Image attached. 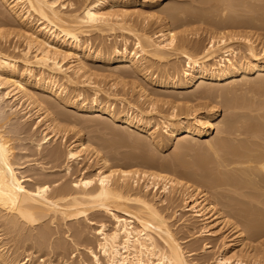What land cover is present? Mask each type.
Segmentation results:
<instances>
[{
  "label": "bare ground",
  "instance_id": "6f19581e",
  "mask_svg": "<svg viewBox=\"0 0 264 264\" xmlns=\"http://www.w3.org/2000/svg\"><path fill=\"white\" fill-rule=\"evenodd\" d=\"M75 1L77 2V0ZM82 1L83 3L81 4L84 5L82 11L79 12L80 14H76L73 12H76L81 7L76 8V11H72L73 5H77L72 0H0L1 6L6 8L14 20L18 21L20 30L15 32V34L20 37L23 36L26 41L22 49H19L21 46H14L18 43L12 47L10 45L14 42H10L11 44L8 42L10 45L5 43L6 48L10 46V49L13 48V51L17 52L16 50H18L19 54L9 52V48L8 51L7 49H2L4 48V43L2 48L0 47V101L6 98L13 100L18 97L16 94L20 93L22 98H26L25 100L28 102L24 108L26 111L21 110L24 112L22 116L5 110L6 105L4 106L3 103H0V264H26L29 257L24 258L20 263L18 259L21 255L17 250L23 247L27 251L26 249L34 245L44 248L45 244H48L52 237L53 233H51V229L54 226L57 230H61V227L67 226L65 233L70 232L67 235L70 238L69 242L74 244L80 241L82 243V224L80 221H82V218L88 219L89 216H94L97 212L110 216L113 219V228L111 232H108L105 222H101L98 226L97 234L100 235L98 247L99 252L102 254V262L97 255L90 252L93 255L95 264H190L189 260L186 259V252L176 237L179 231L174 232V229H172L166 218L168 215L164 216L163 214L164 211L162 209L164 207L159 209L156 206L157 201L149 200L146 194H143L144 192L141 194V191H145L150 186L157 190L158 182L156 183V181H160L161 179L168 180V182L162 180L165 188L163 187L161 189L167 193V189L170 188L166 187L168 183L169 185L173 184L174 190L177 187L175 193L181 197L186 211L191 212L189 213L194 220L192 221L191 219L190 223L187 224L186 228L188 230L187 232L185 231L188 233L187 236H189V233L190 236L196 235L195 238L198 235L205 237L214 236L215 234L212 229L219 225H222L218 230L219 232L224 228H232L231 230L233 232L230 231L233 233V236L231 235L232 238L230 240L228 239L224 244L222 243L224 250L228 251H231L235 247L236 241H243L242 237H245V227L254 230V232L257 231V233L255 232L256 235L260 236L263 234L264 236L263 229V231H258L261 230V227H264V123H260L257 120L258 118L256 119L254 117V115L257 116L256 114L252 115L255 110L251 105H248L249 103L256 104L250 98L248 99L252 102L244 103L246 106H244L243 101L242 103L239 102L241 105L234 104L235 100L233 104L229 102L231 104L230 110L245 109L249 112L236 113L230 111L233 112L230 113L232 115L230 116V120L232 121L229 120L227 125H224L225 123L223 124L225 129L221 125L223 131H218L222 136L225 134V137L222 138L218 134L220 137L218 140L216 139V141L214 140L207 144L208 149L212 152L211 157L214 158L213 161L212 158L210 161L217 166V170L215 166H212L215 173H210L213 178L211 179L212 183L210 182L209 184H212L211 187L214 188L221 187V185H227L228 188H231L227 189L231 194L219 191L216 195H213L216 200L210 202L208 200L209 196H207L208 193L205 190L203 191L199 186H195L197 182H192V184L190 182L182 183V181L174 177H169V174L167 177L159 173L160 171H155V173L149 172L146 169L131 170V168H128V164L125 165V168L127 166L128 169L123 168L124 166L121 167L123 169H118V167L115 168L113 167L114 165L112 166L108 157L102 154L99 155V153V156L97 155L99 157V167L94 174V178L82 177L81 169L78 168L80 170L79 175L75 179H71L73 174L77 173L78 170L72 172L73 166L70 162L76 161L79 163L80 152L86 148L85 142L82 141V135H79L75 144L72 142L73 145H68V149L63 150V152L61 151L62 148L60 150L59 145H54L47 149L42 148V144L47 143L53 137L58 139V133H54V130H52L58 118L56 119L50 112V109L56 108V105L49 100H41L37 97L38 93H46L61 101L64 105L86 112L93 117L104 116V119L109 118L113 121L120 122L128 129H136L147 133L149 138L157 141L156 145L160 147L163 139L159 138V129H151L148 124L149 121L148 123L142 122L143 120L141 121L140 118L135 117L136 115L132 116L129 112L122 114V112L120 113L115 110L116 108L113 104H110L108 107L103 106L100 97L97 95L100 89L99 91L96 89L97 91L95 90L93 98L87 100L82 99V92H79L75 96L76 98H73L74 96H68L66 93V85H76L77 83L84 85L85 82L87 84L89 83V80L85 81L88 78L84 80L85 82L82 81L83 79L78 81L82 77L85 78V74H87L86 60L88 59L100 64L116 63L118 64L116 68H126L128 75L129 73L131 75L134 71L139 76H142L145 82L151 83L159 89H163L164 92L172 91L171 94L174 95L178 93V96L182 95L181 90L198 86L203 81L222 83L230 81L240 75L247 77L250 73H261L264 71V42L261 43L262 47H258L260 51H257L255 40H252V37L250 38L252 35L234 34L231 31L229 33L222 32L224 28L239 29V27L242 28L243 26L248 27L250 24L252 26L255 20L251 23L248 19L246 23L243 20L244 18L242 19L243 21L240 20L243 16L240 18L238 16L239 14L236 15L239 17L236 20V18L233 19V15L229 14L231 20L229 18L227 22H222V20L226 19L222 15L224 14L225 16L226 13L230 12H225L228 11L227 4L229 3H226L228 0H200L216 8L222 7L223 13L220 15L223 19H220L221 23H219L218 19V21L215 20L216 17L214 15V20L211 19L212 25L208 22L212 28L210 29L207 26L206 34L209 36L205 34V36L210 38L209 42L211 44L205 48L204 45V47L198 45L202 42H195L197 45H193V47L195 46L194 48L197 49L195 50L196 53L192 54L193 51L190 53V48L188 49V47H191L190 44L194 39H190V41V36L187 32L185 34V30L177 33L173 31L174 29L170 28L173 25L170 24V20L174 17L169 20L165 14L159 18L161 19V23L159 24L160 29L154 34L155 37H151L145 32L149 24L146 22L148 15L142 12L143 9L134 13L121 11V7L124 6L145 7L148 4H156L158 2L157 0ZM236 4L233 5L235 6ZM239 4L241 7L240 2ZM232 8L236 7L232 6ZM67 9L72 10L68 13ZM179 10L176 12L179 13ZM212 10L217 12L215 9ZM207 12L205 11L206 14ZM143 13H145L146 17ZM205 13L203 12L202 14L205 15ZM132 15L136 16V18H132ZM197 15L200 16L201 14ZM174 16L176 17V14ZM182 20L180 18V21ZM5 21L6 23L9 22L7 20ZM11 23H14V21ZM3 24L5 25V22ZM139 27L142 31L145 30L144 33L139 31ZM115 29L131 33L135 38L134 50L131 49L132 51H128V38H125V41H123L124 45L121 48L120 46L111 47L112 44L110 45L111 48L107 47V49H102V47L101 49L93 48L94 42L92 43L88 35L91 30L109 32ZM13 31H5L2 33L1 29L0 39L4 38L5 34L9 37ZM198 33L196 32V34ZM196 34L194 33V35ZM236 37H239L237 41L238 46L229 42L230 39ZM6 39L8 41V38ZM242 43L244 44L243 50L240 47ZM199 47H203L201 49L203 52H198L200 54H197ZM139 56L142 58L140 59ZM147 57H150L147 60L149 62L154 59L160 62L168 57H173L174 59L183 58L184 60L181 67H178L179 64H172L170 66L166 64L162 69L160 68L161 71L156 72V70L153 71V62L152 64H149V62L148 65L146 64L145 59ZM67 59L73 60L65 62ZM126 69H123L125 72H122L123 70L119 71L126 74ZM130 69L133 71L131 72ZM263 78L261 81H264ZM11 86L14 87L13 90H17V93L9 90ZM199 87H204V91L198 93L197 97L211 96L213 88L210 90L208 87L209 90H205L207 87L205 84H200ZM173 91L176 92L173 93ZM139 92L142 97L144 96V99L147 97L149 99L151 93L149 94L146 89L141 87ZM164 92L162 93L164 94ZM195 99L197 98L195 97ZM259 101L261 102V100ZM155 103H152V105ZM163 103L165 104L166 102L164 101ZM256 103L257 106L260 104L258 101ZM263 103L258 106L260 107L258 109L261 111L264 109ZM254 105L253 107H255ZM211 107L208 110L210 113L204 116H200L198 113L197 115L194 114L195 116H191L192 114L188 113L185 116L180 113L169 115L161 123L165 137L170 140L182 133H188L194 137L207 135L210 129L213 128L215 117L219 111L217 106ZM35 109H37V112L42 111L38 115L39 119L35 125L40 124L45 119L42 123L45 126L42 129V133L44 134L41 142H34L32 149L29 150L21 148L23 150L20 153L15 152L13 155L9 150L19 148L16 141L30 136L28 133L29 129L23 124L21 119L31 117V112ZM50 114L51 118H49ZM262 115L263 113L260 116L264 117ZM41 116L43 117L41 118ZM225 122L227 123V121ZM23 134H26V136L22 137ZM243 136L246 138H240ZM20 156L25 157L24 159L27 160L22 162L16 161ZM63 158L64 162L62 160ZM146 161V163L145 161L143 162L148 165L150 160L149 162L148 160ZM171 162H162L160 165L163 166L162 164H164L162 167L163 170L166 168L165 166H167L168 170H174L177 164ZM152 164L150 165L152 166L151 168L154 166ZM156 164L158 168V163ZM33 165L36 167L33 169V172L25 175L26 168ZM150 166L148 167L150 168ZM103 168L106 169V172L102 171ZM62 171H64V175L58 176L60 175L59 172ZM165 171L167 170L165 169ZM64 176H69L65 177L67 181L60 182ZM207 176L209 177V174ZM139 181H143L142 184L140 183V186ZM209 184H207L208 187H210ZM138 186L141 188V191L132 197L130 195L132 188H138ZM190 188L193 192L191 190V193H188L186 190ZM217 188L214 193L219 190ZM210 190L213 191L212 189ZM170 198L167 200L168 203H175V200L173 201V198ZM222 198H229L235 202L225 206L224 202H220ZM161 202H165V200ZM219 202L227 210H222V208L217 207ZM169 206H172V204ZM116 212L123 213L126 217H120ZM175 213L177 214V212ZM229 214H232L235 218L232 219ZM197 223H201L199 229L196 227ZM194 229H197V231L193 233L192 231ZM53 232L55 233L54 230ZM226 235L225 238H227ZM8 238H10V241ZM56 244V249L62 251L63 249L68 250L64 245L65 243ZM208 248H210V245L205 244L204 249ZM60 254H64L65 257L68 253L64 251ZM193 254L194 251L190 249L188 256ZM237 254L234 255L237 256ZM260 259H258L259 261L256 264H260V261H262ZM248 260H237L235 264H247L251 262ZM250 260L253 262V259ZM78 264L89 263L80 257ZM215 264L233 263L230 262V259L220 254Z\"/></svg>",
  "mask_w": 264,
  "mask_h": 264
},
{
  "label": "rangeland",
  "instance_id": "374dc122",
  "mask_svg": "<svg viewBox=\"0 0 264 264\" xmlns=\"http://www.w3.org/2000/svg\"><path fill=\"white\" fill-rule=\"evenodd\" d=\"M74 1L72 0V2H74ZM150 1H154V0H150ZM157 1L158 2L156 4H153V5L148 4L145 7L124 6V7H121L122 8L121 11L128 12V13L129 12L134 13L136 11L138 12V11H141L143 9L142 12H145L148 15L147 16L148 19L146 20V22L149 24L148 26L150 27L149 28L147 26L148 28L146 27V29H145L146 31L145 30L144 31L147 32L146 34L147 35L149 34V36H151V37H153L154 34H156V32L160 29L159 24L161 23V21H160L161 19H159V18H161L165 14H166L165 16H168L169 20L172 17H174L173 19L170 20L171 21L170 24L171 25L173 24L172 27L170 26V28L174 29L173 31H175L177 33L183 32L185 30V34L188 33L189 36L191 37L190 38L188 36L189 40L194 39V41L192 40L193 42H191V44H190L191 47L190 46L188 47V49L190 48L189 49L190 53H192L191 51H193L192 54L196 53L195 50L197 48L196 49L194 48L197 45L196 43L202 42L201 44H198V45L199 46L204 45L205 48H207L211 44L209 42V40H210V38L208 37L209 35L206 34L208 27L210 29L212 28L211 19L214 20V18L216 17L215 20L218 19L219 21L218 20L217 21L219 23H221L220 19H223V18H226V19L222 20V22L228 21L227 19L230 18L229 14L233 15L232 16L233 19L236 18V20H237L238 16L240 18L243 16L240 19L241 21L245 20V22L247 23V20L249 19L250 20L249 22L253 23L252 21L255 20L254 21L255 26H254V23L252 24V26H250L251 24L249 23L250 25H248V27L243 26L242 28L239 27V29L238 28H235V29L224 28L222 30V32L229 33L231 31L234 34H236V33L237 34H243V35L250 34V35H252V36H250V38L252 37L251 39L255 40V43L257 44L256 45L257 49H258L257 51H260L259 48L262 47L261 43L264 42V8H263V6H264L263 2L264 1L263 0H228V2L226 1V3H229V4H227L228 5L227 10L228 11H225V12L230 11L231 13L230 12L226 13L225 16L223 14L222 15L223 18L220 15L223 13L222 9H221L222 7L216 8L215 6H212L210 4L208 5V3L203 2L204 0L203 1H200V0H157ZM232 1L235 3H233ZM239 2L241 3V7L239 6L240 5ZM75 3H77V5ZM79 3L81 4V3H83V1L81 2V0H80V2H78V0H77V2L76 1L74 2L75 5H73V8H72L73 10L71 9L72 11H76L77 10L76 8H78V7H81V8H79V10H77L76 12H73V13L80 14L79 12L82 11V8L84 5L81 4V6H80ZM233 4H236V5L234 6ZM227 5H225V6H227ZM229 6H231V7H229ZM232 6L236 7V8H232ZM229 8H231V9H229ZM109 9H111V8H109ZM179 9L181 10V12H183L182 16H181V12ZM200 9H201V11H200ZM212 9L217 10V12L212 10ZM67 10H68V13H70L69 11H71V10H69V9H67ZM178 10H179V13L176 12ZM243 10H245V11H243ZM205 11L206 12L208 11L207 14L205 13ZM209 11L212 13H210ZM1 12H3V13H1ZM203 12L205 13V15L202 14ZM145 13H143V15L146 17ZM192 13H195V14H192ZM209 13H210V15H209ZM175 14H176V17L174 16ZM197 14H201V15L199 16ZM243 14H245V15H243ZM178 15H180L181 17ZM214 15H215V17H214ZM236 15H238V16H236ZM202 16H204V17H202ZM246 17H248V18L246 19ZM132 18H136V16L132 15ZM180 18H181V20L182 19L183 20L180 21ZM197 18H198V20H197ZM204 18H205V20H203ZM5 20H7V22L8 21L9 22L6 23ZM10 20H11V22L14 21L15 24L11 23ZM195 20H196V22H194ZM230 20H231V18H230ZM217 21H215V22H217ZM238 21H239V19H238ZM2 22L3 23L5 22V25ZM208 22L211 25H209ZM258 23H261L262 25L258 24ZM8 24H9V26H8ZM17 24H18V21L14 20L13 16L11 14L9 15L6 8L2 7L0 4V33H1V29H2V33L5 31L11 32V30L12 31L14 30L13 31L14 33L12 32V35L10 34L9 37H8V35L5 34L4 35L5 39L4 38L0 39V42H1L0 47L2 48L3 43H4V48H2V49H7V51H8V48H9V52H14L15 54H17V53L19 54L18 50H16L17 52H15L12 50L13 48L12 49H10V48L14 44L18 43L17 45H14V46H18V47L21 46V48L19 47V49H22L23 46H25L24 43L26 42L25 38L23 36L20 37V36L15 34V32H18L20 30L19 24L18 25ZM1 25L5 26V27L2 28ZM12 26L14 29L12 28ZM203 26H205V27H203ZM17 27H18V29H17ZM139 31L141 33L142 32L144 33V31H142L141 28L139 29ZM196 32H199V33L196 34ZM194 33L196 35H194ZM205 34L208 36H205ZM88 35H89V38H91L90 40L92 41V43L94 42L93 48H95V49L96 48L101 49V47H102V49L103 48L107 49V47H110L111 44H112L111 47L120 46V48H121L122 45H124L123 41H125V38H128V42H127L128 51H132L135 49V46H134L135 45L134 44L135 38L131 35V33H127L126 31H123V30L115 29V30L109 31V32H107V31L106 32L105 31L99 32L97 30L96 31L91 30V32L88 33ZM6 38H8V41ZM95 38H96V40H95ZM238 38L239 37H236L234 39H230L229 42L231 44L234 43L237 45L238 44V42H237ZM3 40H4V42H2ZM8 42L9 43L14 42V43L13 44L10 43L11 44L10 45V44H8ZM101 42H103V43H101ZM5 43L7 45H10L11 47L7 46V48H6ZM118 44H120V45H118ZM193 45H195V46L193 47ZM240 47L243 50L244 44L242 43V45H240ZM202 48L199 47V49L197 50V54H200L201 52H203V51H201ZM198 52H200V53H198ZM139 58L141 59L142 57L139 56ZM149 58L150 57H147V59H145V61L147 62L146 63L147 65L149 62L147 60ZM70 60H73V59H67V60H65V62H69ZM183 60H184L183 58L174 59L173 57H168L167 59L161 60L160 62L155 60V59L151 60V62H149V64L150 63L152 64V62H153L155 65L153 64L154 70H153V68H152V70L153 71L156 70V72H159V71H161L162 67L166 64H168L169 66L172 64H177V65L179 64L180 66L178 65V67H181V65L183 64L182 63ZM86 64H87V70H88L87 74H85V78L82 77L81 79H78V81H81L82 79H83L82 81H84L85 79L88 78L85 81L89 80V83L87 84V82L84 81L85 82L84 85L82 83L81 84L77 83L76 85H66L67 95L70 97L74 96L73 98H76L75 96H77L79 94V92H82V94H83L81 96L82 99L90 100L89 98H93V95L95 94L94 93L95 90L98 89V91H99V89H100V92H98L97 95L100 97V101L102 102L103 106L108 107V106H110V104H113V106H115V108H116L115 110L120 112V113L122 112V114H124L125 112L126 113L129 112V114H132V116L136 115L135 117L140 118L141 121L143 120L142 122L148 123V121H149L148 124H149L151 129H153V128L157 129V130L159 129V138L163 139V143H161L160 144L161 146L159 147L158 145H156L157 141H154L153 139L149 138L147 133L141 132V131L136 130V129H128L127 127H125V125L121 124L120 122L113 121L112 119H109V118L104 119L105 118L104 116L93 117L92 115H90L86 112H83V111L77 110L73 107L64 105L61 101L49 96L46 93H38L37 97H39L41 100L46 99V100L53 102L56 105V108H51L50 112L53 114V116L56 117V119L58 118L55 121V124L53 125V128H52V130H54L53 131L54 133H56V132L58 133L57 134L58 139L53 137L47 143H43L42 148L47 149V148H50L54 145H59L60 150L62 148L61 151L63 152V150L65 151L66 149H68V145H71L72 142H74L73 144H75L79 135H82V141L85 142L86 148H85V150H82L80 152L81 156L79 159V163L76 161L70 162V163H72V166H73L72 172L73 171L76 172L78 170L77 173L73 174L74 178L72 176L71 179H75L79 175V171H80L79 169H81L82 177H89V178L93 177L94 178L95 177L94 174L96 173V170L99 167V162H98L99 157L98 156L102 154L103 156H106L109 158V160L112 163V166L114 165L113 167H115V168L118 167V169L119 168L123 169V168H125V165L128 164L129 166L131 165L130 167L128 166V168H131V170H133V169L145 170L146 169L149 172H155V171L159 172L160 171L159 173H162V174L166 175L167 177L170 175L169 177H174V178L182 181V183L183 182H190V184H192V182H194V183L197 182V184L195 186H199L203 191L205 190V192L208 193L207 196H209L208 200L210 202L216 200L213 197V195L214 194L216 195L219 191L231 194L229 192V190H227V189H231V188L230 187L228 188L227 185H224L225 187L223 185H221V187H218V188L216 187L219 190L214 193L216 188L211 187L212 184H209L212 181L211 179L213 178L212 174L215 173V170L213 171L212 166H215L216 170H217V166L214 165V163L210 161L211 158H212V161L214 160V158L211 157L212 152L208 149L207 144H208V142H211L214 140L216 141V139L218 140L220 138L219 136H222L218 133V131H221V130L223 131V128L225 129V126H223V124L224 123H225L224 125L228 124L229 120L231 119L230 116H232L230 113H233V112H236V113H238V112H243V113L249 112L248 110L246 111L245 109H238V110L235 109L234 111H233V109L230 110L231 109L230 105L233 104L234 100H235L234 104H237V105H241V104H239V102L242 103V101H243V104L244 103L247 104V103L253 101V103H255L256 105L250 104V103L248 105V106L251 105V107L254 108V110H255L254 111L255 113L253 112L252 115L256 114L257 116L254 115V117H256V119L258 118L257 120L260 123H262V122L264 123V117L260 116V114H262V113H263L262 116H264V112H263L264 109L262 111L258 109V108H260L258 106L262 102H264V100H263V98H264V85H263L264 81L263 80L261 81V79L264 76V71L261 73H257V72L250 73L247 77L240 75V76L234 77L230 81L222 82V83H215V82L202 80L203 82L199 83L198 86H195L193 88L186 89V90H181L180 92H182V95L181 96L179 95L180 98L177 99L179 97L177 95L178 93H176V95H174V94H171L172 91H165L164 92L163 89H159V88L153 86V84L145 82L143 80V77L139 76L132 69H130V70H131V72L133 71L134 73L132 72L131 75H130V73L128 75L127 69L126 68H118L117 69L116 67L118 66V64H116V63L100 64V63H96V62H93L90 59H88V60H86ZM156 66L158 67L159 70L157 69ZM123 69L124 70L126 69V72H127L126 74L121 73L119 71V70L122 71ZM124 70L122 72H125ZM37 73H38V71H37ZM127 75H128V77H127ZM260 83H262V84H260ZM200 84H205L207 86L205 90H209V88H210V90H212L211 88H213V90L215 89L214 91L213 90L211 91L212 93L210 92L211 93L210 97L209 96L208 97L207 96L206 97H204V96L203 97H201V96L197 97L198 93L204 91L203 90L204 87L203 88L199 87ZM256 84H257V86H255ZM252 85H253V87H252ZM141 87L146 89L149 94L151 93L149 96V99H148V97L144 99L143 98L144 96L143 97L141 96V94L139 92ZM13 88L14 87L11 86V87H9V90L11 91V90H13ZM13 91L17 93L16 89H14ZM215 91L217 92V94H216L217 96L215 95V93H216ZM162 92H164V94ZM175 92L176 91H173V93H175ZM213 92H215V93L213 94ZM168 93H170V94H168ZM194 94H196V95H194ZM213 95L215 96V98H213L214 97ZM16 96H18V97L14 98L13 100L6 98L3 101H0V103H3L4 106L6 105L5 110H7L11 113H14V114H18V116L19 115L22 116V114H24V112H22V111H26L24 108L26 107L28 102H26V100H25L26 98H24V97L22 98V95L20 93L16 94ZM174 96L176 97L175 99H174ZM86 97H88V98H86ZM150 97H152V98H150ZM195 97L197 99H195ZM252 97H254V98H252ZM78 98H79V96H78ZM248 98H250L252 101L249 100ZM150 99H152V100H150ZM153 99L155 100L156 103L154 102ZM156 99H157V101H156ZM258 99L261 100V102ZM164 101L166 102L165 104L163 103ZM255 101L256 102L258 101V103H260V104H258V106H257V103ZM150 102L155 103V104L152 105V103H150ZM229 102L231 104H229ZM253 105L255 107H253ZM262 105H264V103ZM262 105H261V107H262ZM211 106H217L219 108V111L217 112V115L215 117L216 118L214 121L215 123H213L214 126H213V128L210 129V132L207 135H205L203 137H194L188 133H182L180 135H177L176 137H173L170 140H168L165 137V133L163 132L161 123L166 117H168L171 114H175V113H177V114L180 113L181 115H184V116L188 115V114H192L191 116H195L198 113L200 116L201 115L204 116L205 114L210 113L208 110H210L209 108ZM244 106H246V105L244 104ZM36 110L37 109H35L31 112V114H32L31 117H28V118L24 117L21 119V121H23V124L29 129L28 133L30 134V136L28 138L23 139V140H17L16 141L17 146L19 148H16L15 150H9V152L13 153V155L15 154V152L20 153L21 150H23V149L24 150L32 149V145L34 142H41V138L44 134V133H42V129L45 126V125H42V123L44 122L45 119L40 124L35 125V123L39 119L38 115L42 112V111L37 112ZM230 111H233V112H230ZM250 113H252V112H250ZM43 116H41V118ZM12 118H14V117L12 116ZM49 118H51V114H50ZM182 120H184V119H182ZM225 121H227V123ZM230 121H232V120H230ZM221 125L223 126V128H221L222 127ZM226 128H227V126H226ZM218 134H219V136H218ZM224 135L225 134H223L222 138L225 137ZM24 136H26V134L22 135V137H24ZM64 136H65V138H64ZM240 138L245 139L246 137L243 136ZM21 148H23V149H21ZM96 151H98V152H96ZM98 153H99V155H98ZM24 158L25 157L20 156V157H18V159H16V161L22 162L24 160H27ZM64 158H65V156H64ZM64 158L62 159L63 162H64ZM146 160H148V162L150 160L151 164H152V162H154L155 164L158 163L159 167L161 166L160 163H162V162L169 163V161L170 162L172 161L173 163L175 162L177 165H175L174 170L173 169L168 170L167 166H165L166 167L165 169L167 170V171H165V169L163 170V168H162L164 166V164H162L163 166L160 167L162 169H160L159 167L157 168V164L155 165L154 163L152 165H154L155 167L153 166V168H151L152 166H150L151 165L150 163H148V165L145 164L147 162ZM143 161H145V163ZM212 163H213V165H212ZM122 166H124V167L121 168ZM148 166H150V168ZM35 168L36 167L34 165L29 166L28 168H26V172H24V174L27 175V174L33 172V169H35ZM126 168H127V166H126ZM218 168H220V167H218ZM211 169H212V171H211ZM102 171L106 172V169L103 168ZM207 171H210V172H207ZM59 173H60V175H58V176L64 175V171L59 172ZM187 173H189V174L187 175ZM190 173L193 175L191 176ZM210 173H212V174H210ZM54 174H48V175H54ZM206 174L207 175L209 174V177ZM65 177H69V176H64L60 182L67 181V180H65L66 179ZM192 177H194L195 180H197V181L193 180L194 178L192 179ZM207 177H208V179H207ZM162 180L164 182H168L167 179L166 180L161 179L160 181L157 180L156 183L158 182L157 187L159 189L157 188V190H156V189H153L152 186H150L148 189H145V191H141V188H139L140 183L142 184V182H143V181H139L138 188L133 187L135 191L132 188L133 191L131 190L130 195H132V197H134L138 192L141 191V194L144 192L143 194H146V196H147V198H149V200L151 199L155 202L157 201L156 206L159 207V209L160 208L162 209V207H164L162 209V211H164L163 214H164V216L168 215V216H166V218L168 220V223L171 225L172 229H174V232L179 231V232H177L176 237L178 239V242H180V245L182 246V248L186 252L185 256H186V259L189 260L190 264H207V263L208 264H215V261L218 258V256H220V254L224 255L225 258L230 259V262L233 264H235L237 260L247 261L249 259L248 261H251V262H249L250 264L251 263L256 264V262L259 261L258 259H260V258H262L260 260L264 261L263 260L264 259V245H263L264 244L263 243L264 242V236H263V234L260 236L256 235L257 231H255L256 232L255 233L254 230H251V229L246 228V227L244 229L245 230V237H242L243 241H240V240L236 241L235 247H233V249L231 251L224 250L223 244H224V242L228 241V239L230 240L232 238V236H233V233H232L233 231L231 230L232 228H229L230 230L227 228H224V229L220 230V232H219L218 230L222 226V225H219L218 227H215L214 229H212V231H214V234H215L214 236L205 237V236L198 235V237L195 238L196 235L190 236V233H189V236H187V234H188V233H186L188 230L186 228L187 224L190 223L191 219H192V221L194 220L192 215L190 214L191 212L186 211V209L184 208V202L181 200V197H179L178 194L175 193L177 187H175V190H174V188L172 186L173 184L169 185V183H168V186L166 185V187H168V188L170 187V188L167 189V193H166V191L162 190L164 187L163 186L164 182H162ZM207 184H209V186L211 188L208 187ZM213 188H214V190H213ZM210 189H212L213 191H211ZM171 190H173V192H171ZM189 190H186V191H188V193H191L192 189L190 188ZM168 191L171 193H169ZM192 192H193V190H192ZM169 197H171L170 199L173 198V201L175 200L174 201L175 203L170 202V204H169L167 201V200H169ZM162 200H165V202H161ZM158 202H160V203H158ZM220 202H222V203L224 202V205L226 206L227 204H233L235 201L232 199H229V198H226V199L222 198ZM220 202L218 203L217 207L222 208V210L223 209L227 210L225 207L224 208L222 207L223 204ZM166 204L168 205V207ZM171 204H172V206L173 205L174 206L173 207L169 206ZM165 206H166V208H165ZM172 212H174V213H172ZM175 212H177V214ZM117 213L120 217H126L123 213L116 212V214ZM171 213H172V215H170ZM229 216L232 219L235 218V216H233L232 214H229ZM80 222L82 224V243H80V241L77 243H74V244L69 242L70 238H68L67 235L70 234V232L65 233L67 226L61 227V230H57V228L55 229L54 228L55 226H54L51 229V233H53V234H52V237L48 243L49 245L46 243L47 247H46V244H45L44 248H40L38 245H34V246L30 247L29 249H26L27 251H25V249L23 247H21V249L17 250L18 253L21 255L19 257L18 261L20 260V263H21L22 260H24V258L26 259L29 257L26 264H78L80 257H82V259L87 260V262L89 264H95L93 255L90 253V252H92L93 254L97 255L99 257V259H101V262H102V258H101L102 254L99 252V247H98V240L100 239V235L97 234V228L101 222H105L107 225L106 230L108 232H111L112 228H113V219L110 216H108L107 214L97 212L94 216H89L88 219L82 218V221H80ZM200 225H201V223L200 224L197 223V225H196V227H198L197 229H199L201 227ZM197 229H194V231H192V232L193 233L196 232ZM262 229L264 230V227H261V230H258V231H263ZM53 230L55 231V233L53 232ZM230 231H232V232H230ZM220 235H222V236H220ZM225 235L227 238H225ZM8 239L10 241V238H8ZM50 242H52V243L50 244ZM67 242H69V243H67ZM56 243H59V244L65 243L64 245L67 247L68 250L66 251L65 249H63V251H62V250L56 249V245H57ZM205 244L210 245V248L204 249ZM12 246H14V245H12ZM190 249H192V251H194V254L191 256H188V253H190ZM64 251L68 253V254H66L65 257H64V254H60L61 252L63 253ZM234 254H237V256ZM250 259H253V262ZM262 261H260V264L264 263ZM249 263H247V264H249Z\"/></svg>",
  "mask_w": 264,
  "mask_h": 264
}]
</instances>
